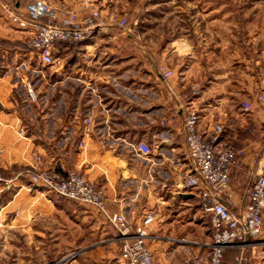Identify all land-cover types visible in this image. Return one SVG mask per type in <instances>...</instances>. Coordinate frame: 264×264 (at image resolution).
<instances>
[{"label": "crops", "instance_id": "0c3cea01", "mask_svg": "<svg viewBox=\"0 0 264 264\" xmlns=\"http://www.w3.org/2000/svg\"><path fill=\"white\" fill-rule=\"evenodd\" d=\"M31 1L0 0V39L28 42L32 29L9 16L19 15ZM43 1L79 18L87 12L81 0ZM118 3H96L101 27L79 43L77 52L70 44L56 45L54 55L67 63L51 85L58 86V114L51 120L46 116L50 125L45 115L23 118L11 96L18 81L30 79L16 71L37 66L22 61L33 53L29 47L26 52L0 50V169L29 168L39 155L42 168L59 171L62 164L66 171L85 174L102 191L108 213H122L134 224L154 213L150 252L158 264H181L190 255L207 253L211 244L206 226L189 217L193 204L202 210L198 190L175 188L178 175L188 167L184 106L197 110L201 131L223 123L222 141L237 144L242 152L231 168L226 197L232 210H241L264 151V106L255 99L258 93L264 96L258 85L264 42L239 39L230 56L217 62L202 38L197 46L176 38L169 25L164 27V17H154L156 26L143 30L138 18L116 13ZM125 16L128 23L120 28L117 22ZM219 48L218 54L224 51ZM42 78L38 76L40 82ZM195 83L202 93L193 99ZM239 102L250 104L252 111L245 113ZM85 117L92 124L84 139ZM47 126H54L52 134ZM81 140L85 146L79 149ZM140 143L151 150L149 157L136 151ZM111 234L95 209L31 185L26 174L0 179V263L30 264L71 255L68 264H123L120 243ZM245 252L247 264H264V215L256 247Z\"/></svg>", "mask_w": 264, "mask_h": 264}, {"label": "built area", "instance_id": "2783aa9c", "mask_svg": "<svg viewBox=\"0 0 264 264\" xmlns=\"http://www.w3.org/2000/svg\"><path fill=\"white\" fill-rule=\"evenodd\" d=\"M99 0H82L91 7ZM22 18V20L20 19ZM98 12L91 8L89 14L78 18L74 11L59 12L43 0H34L12 17V22L23 23L32 29L28 47L34 51L42 65L58 71L63 68L61 59L54 55L56 45L79 44L93 36ZM118 26L124 28L123 19ZM163 69V68H161ZM259 85L264 90V72L259 75ZM28 94L35 100L30 82L26 83ZM202 93V87L195 83L190 96L195 99ZM256 100L264 105L262 93ZM183 137L186 146L188 167L177 177V190H198L199 203L209 216L211 244L207 253L190 255L181 264H222L225 250H239L235 264H245V250L255 248L263 231L264 215V151L261 155L259 173L246 191V203L239 211L228 205L230 169L242 152L231 142H223L224 126L214 122L207 132L199 128L200 117L196 109L184 106ZM242 110L250 112V104L243 102ZM91 117L82 122L81 137L91 134ZM18 134L21 136L22 130ZM85 144L81 140L79 149ZM140 156L149 157L151 150L140 143L136 149ZM41 156H34L26 176L33 186L45 189L57 197L76 202L95 209L112 228L111 239L120 243L123 264H158L150 252L147 241L151 238L149 227L155 220L154 213H148L140 223L134 222L122 213L110 214L106 210L102 191L88 177L77 171H66L62 164L60 170L42 168ZM71 255L46 264H68ZM171 264V263H166Z\"/></svg>", "mask_w": 264, "mask_h": 264}, {"label": "rangeland", "instance_id": "374dc122", "mask_svg": "<svg viewBox=\"0 0 264 264\" xmlns=\"http://www.w3.org/2000/svg\"><path fill=\"white\" fill-rule=\"evenodd\" d=\"M99 1L90 5L91 7L86 8L87 5L81 0V3L85 6L84 8L87 11L86 15L90 13L91 8H95L98 12V18L96 19L97 26L94 29L93 36L90 38L94 37L97 27H101L100 11L96 6V3ZM118 2L116 13L121 15L127 14L126 16L131 15L132 17L138 18L137 24H140L143 30H152L156 26L154 17H164V27L169 25V29L175 31L176 38L182 36V38L188 40L191 45L194 44L196 46L198 44L196 42L202 38L204 47L210 48L208 53L214 54L217 58V62L222 63L225 57L230 56L231 47L236 46V42L239 39L247 37L246 43L250 40H254L256 45L264 42V0H118ZM56 10L58 13L62 12L58 9ZM13 16L14 15L9 16L11 21ZM126 16L120 18L117 25L123 19L126 21ZM20 19L22 20V18ZM167 21H169L170 24ZM134 24H136V22ZM177 31L179 32L177 33ZM23 41L27 43V39ZM79 45L80 44L77 45L75 43L68 45V47H70L73 52H77ZM219 47H223L224 51L218 54ZM31 53H33V55L26 56L22 61L26 63V66H29L31 63H35L37 66L34 68L29 66V68L25 70L20 69V71L16 72H19L20 77L21 74H28V78H30L28 80L31 83L35 100H32L28 94L26 87L28 80H25L23 83L18 81L11 96L14 97V101L16 102L15 106L17 105V108H19L18 112L23 115V118L24 115L26 116L29 114L45 115L47 125H50L49 120L54 119L58 114V104L56 103L58 99V86H51L55 82V78L58 77V71L42 65L39 58L35 56V52L31 51ZM61 60L63 64L67 63L66 59ZM42 75L43 78L40 82L38 76L41 77ZM13 78V80H16L15 77ZM83 98L86 99L85 97ZM239 103V106L242 108L243 102ZM81 108V114H84L85 108H83V106ZM46 116H49V120ZM53 127L54 126H47V130L51 134ZM51 134H49V136H51ZM0 153H2L1 148ZM0 179H2V177H0ZM5 183L6 185L9 184L7 181ZM189 217L191 221L197 222L202 227L206 226L208 235H211L209 216L203 210L199 211V206L193 204ZM200 230L202 231L201 227ZM53 261L56 260L36 261L30 264H46ZM0 264L10 263L4 262Z\"/></svg>", "mask_w": 264, "mask_h": 264}, {"label": "trees", "instance_id": "16d2710c", "mask_svg": "<svg viewBox=\"0 0 264 264\" xmlns=\"http://www.w3.org/2000/svg\"><path fill=\"white\" fill-rule=\"evenodd\" d=\"M31 2H29V3H31ZM29 3H27V4H29ZM126 23H128L127 19H126ZM0 50L6 51V52H13V51L26 52V51H28V42L26 43L24 41H19V40L11 41V40L0 39ZM235 145L237 148H239L237 146V144H235ZM238 159H239V157H237L235 159L231 168H233V166L237 163ZM27 170H28V168H26V167L16 165L10 169H0V176L4 179H11V178H14L17 174L25 175ZM230 173H231V169H230ZM239 255H240L239 250H233V249L225 250L223 252V255H222V264H235V257H237ZM245 256L247 259L245 264H247L249 261L248 253L245 252Z\"/></svg>", "mask_w": 264, "mask_h": 264}]
</instances>
